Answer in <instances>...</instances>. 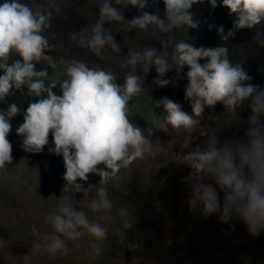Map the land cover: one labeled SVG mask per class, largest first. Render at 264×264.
<instances>
[{"label":"clouds","instance_id":"clouds-1","mask_svg":"<svg viewBox=\"0 0 264 264\" xmlns=\"http://www.w3.org/2000/svg\"><path fill=\"white\" fill-rule=\"evenodd\" d=\"M199 2L202 0H163L167 23L158 14L148 12L125 23L123 12L112 7L109 0H103L95 23L73 33L71 40L98 60L111 59L118 65L123 85L117 83L112 66L106 69L98 63L89 65L78 59H61L63 79L59 84L53 81L47 89L48 70L38 71L36 65L51 59L46 53L57 50L56 45H49L45 33L51 27L53 10L56 15L61 14L60 3L58 0L32 5L22 0L0 3V70L4 73L0 75V101L25 88L30 97L38 98L22 113L24 122L17 129V134L23 138L22 148L30 153L42 152L51 133L55 148H49V152L62 155L66 168L63 197L46 217L52 232L32 245L31 255L23 257L24 264H31L37 254L67 256L70 250L66 240L79 241L85 235L94 238L90 243L92 254L99 253L100 244L96 241L107 238V229L90 220L85 211H76L73 205L77 201L70 193L82 192L88 209L110 221L114 205L106 186L113 181L119 186L122 170H128L134 162L156 158L161 153L168 156V148H164L159 139L153 142L144 129L130 122L135 104L129 107V102L147 94L143 84L152 66L159 77L155 83L161 87L172 83L163 79L170 70L180 73L185 66L189 68L184 99L191 102L197 118L206 107L214 108L222 103L229 111H235L251 98L250 106L255 115L249 121L248 140H226L222 146L214 132L201 129L199 120L184 112L178 103L164 97L155 107L162 106L166 110L164 120L182 140V149L189 148L196 131L208 137L205 146H197L185 155H175V161L192 169L186 180L191 185V198L187 203L193 212L199 209L205 217L221 213L220 220L226 224L238 217L254 237L264 231V124L259 121L260 114L264 113V88L246 83L252 78L240 63L230 60L227 47L197 48L188 40L173 37L174 30L185 25L193 29L199 27V22H193L190 15L192 6ZM208 2L212 9L218 6V0ZM116 4L131 5L141 11L147 7L146 0H116ZM223 6L237 17L234 30L256 28L255 39L264 46L261 39L264 33L257 27L264 22V0H223ZM106 22L122 26L123 30H143L159 40L164 50L133 48L126 57L114 59L112 54L121 50L111 30H105ZM157 30L167 34L168 39L158 36ZM217 31L224 41L235 35L232 30L225 35L223 26ZM13 54L21 59H11ZM138 66H143V76L137 75ZM51 67L56 69L57 65L53 63ZM57 87L62 92L60 96L53 92ZM18 114L21 109L16 103L9 104L6 111L0 110V176L7 174V166L13 160V146L8 136L12 130L10 120ZM101 164L104 168L98 167ZM90 173L101 178L100 184L85 190L77 181L87 182ZM210 178L224 192L222 212L216 189L205 183ZM93 189L95 193L89 198ZM118 214L125 229H130L133 218L129 209L122 207ZM32 231L36 234L35 226ZM115 233L123 242L121 228H116ZM2 243L0 241V246ZM136 247L129 244L133 251Z\"/></svg>","mask_w":264,"mask_h":264},{"label":"rangeland","instance_id":"rangeland-1","mask_svg":"<svg viewBox=\"0 0 264 264\" xmlns=\"http://www.w3.org/2000/svg\"><path fill=\"white\" fill-rule=\"evenodd\" d=\"M74 1L80 7L90 3V0ZM207 2L194 4L190 13L200 18ZM72 11L73 18L76 12ZM188 115L198 119L204 131L214 132L221 146L232 139L246 142L253 117L249 114L241 120L235 114L223 125H217L213 123L216 118L210 115L199 118L193 112ZM16 117L10 120L11 126L21 125ZM259 121L264 124V120ZM142 129L153 142L159 139L169 154L134 162L128 170H122L119 186L115 181L106 186L114 205L110 221L88 209L82 192L70 193L77 201L73 205L76 211H85L90 220L107 229V238L96 241L100 244L99 253L92 254L90 243L94 238L85 235L79 241L66 240L70 250L67 256L37 254L31 264H264V231L254 237L242 219L234 217L226 224L220 220L221 213L205 217L199 209L193 212L187 203L191 185L186 178L192 169L175 161V155H185L197 146H205L208 137L196 131L189 148L182 149V140L166 121L155 120ZM12 146V163L7 166V174L0 176V241L3 242L0 264H24L23 257L31 255L32 245L52 232L46 217L55 210L67 184L63 178L66 168L62 155L49 152V148H55L53 140L40 153L23 150L22 143ZM98 167L104 168V165ZM100 180L98 175L90 173L87 182L78 180L77 183L87 190L90 186L97 187ZM205 183L216 189L222 212L224 192L214 179H207ZM94 193L95 189L89 198ZM122 207L128 208L133 218L130 229H125L119 217L118 210ZM116 228L124 232L123 242L117 237ZM129 244L137 245L136 250L129 248Z\"/></svg>","mask_w":264,"mask_h":264},{"label":"trees","instance_id":"trees-1","mask_svg":"<svg viewBox=\"0 0 264 264\" xmlns=\"http://www.w3.org/2000/svg\"><path fill=\"white\" fill-rule=\"evenodd\" d=\"M2 2L3 0H0V3ZM22 2L29 5L42 3L41 0H22ZM58 3L61 5V14H53V16H57L58 18H52L51 27L45 33L49 39V45H56L57 50L46 53L50 55L51 59L42 61L36 65V70L38 71L42 69L48 70L45 88L51 87L53 81L59 84L60 80L63 79L61 75L63 70V65L60 64L61 59H78L89 65L98 63L101 67L106 69L112 66V71L115 72L118 77L117 83L123 85L124 79L122 70L118 65L113 64L111 59L103 61L98 60L89 50L79 47L78 43H74L71 40V35L73 33H79L82 29L95 23L99 18V7L103 3V0H90L89 4L87 3L86 6H82L84 10L79 6V2L74 0H58ZM109 3L118 11L123 12L125 23L131 22L133 18L141 16L143 12L158 14L160 19L167 23L166 6L163 0H146L147 7L142 11L131 5H118L116 4V0H109ZM71 10H73V14L76 12L73 18L70 17V15H72L70 14ZM82 14H85V16L82 17ZM190 15L193 22H199V27L193 29L185 25L181 29L174 30L172 35L176 40H188L197 48L201 46L205 48H215L219 46L227 47L230 60L234 64L240 63L243 69L252 78L246 83L264 88V46H261L255 39L256 28L234 30L233 23L237 17L234 14L230 15V10L223 6V0H218V6L215 9H212L210 3L207 2L200 18L194 17L191 13ZM210 26H212L211 30ZM220 26H223L225 35H227L230 30L234 31V37L229 38L227 41L222 40L217 31ZM120 27L122 26H118L112 22H106L104 25L105 30H111L113 39L121 50L119 53L112 54L114 59L126 57L133 48L142 49L144 47H155L160 52L164 50L159 40L152 37L150 34L144 33L143 30L135 28L123 30ZM257 27L264 33V22ZM151 31L152 29L150 27L149 33H151ZM157 35L161 36L164 40L168 39L167 34L159 33L158 30ZM261 39H264V35H262ZM106 51L111 52V49L106 48ZM169 51H171V49H169ZM11 59L16 60L21 58L13 54ZM9 62H11V60ZM53 63L57 65L56 69L51 67ZM200 63L203 65L205 61L202 60ZM188 71L189 68L187 66H185L180 73H177L175 69L170 70L165 74L163 79L171 80L172 83L161 87L155 83L159 77L155 70V66H152L143 84L147 94L129 102V107L135 104V108L132 109L130 116V122L141 128H147L155 120L165 121L164 117L167 115L166 110L162 106L159 108L155 107V103L164 97L180 104L181 109L187 114L193 112L191 102L184 99V90L188 84ZM3 74V71L0 70V75ZM137 75H144L143 66L137 67ZM53 92L58 96L62 95L59 87L53 89ZM37 99L36 97H30L27 88H25L22 92L16 91L14 95L7 97L5 101H0V110L6 111L9 104L16 103L21 109V113H23L27 110L29 104L35 103ZM250 105L251 98L240 107L236 108L235 111H229L222 103H218L214 108L206 107L202 116L210 115L216 118V121L213 122L214 124L223 125L225 120L235 114L239 116L241 120L246 118L249 114L255 115ZM16 120H18L20 124L24 122L21 114H18ZM259 120H264V113L260 114ZM19 126L18 123H16L15 127L12 126V130L8 136V140L11 144L22 143L23 141V138L17 134ZM51 137L52 134L50 133L49 142L53 140Z\"/></svg>","mask_w":264,"mask_h":264}]
</instances>
